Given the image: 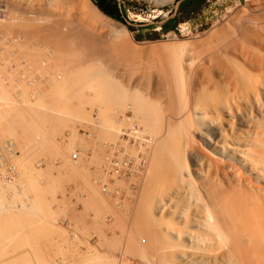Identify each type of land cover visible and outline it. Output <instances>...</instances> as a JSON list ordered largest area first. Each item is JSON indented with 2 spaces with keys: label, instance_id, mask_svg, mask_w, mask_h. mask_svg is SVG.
<instances>
[{
  "label": "bare ground",
  "instance_id": "obj_1",
  "mask_svg": "<svg viewBox=\"0 0 264 264\" xmlns=\"http://www.w3.org/2000/svg\"><path fill=\"white\" fill-rule=\"evenodd\" d=\"M11 4L15 16L0 21V141L12 146L7 154L18 163V181L25 191L15 210L0 191V264H49L53 259L44 252L49 249L42 237L55 230L48 222L54 207L48 201L60 191L55 187L68 164L63 161L55 172L52 163L41 168L35 161L59 159L75 144L91 145L94 173L106 175L115 166L111 160L127 151L135 155V144L129 146L126 139L147 148L144 152L142 147V185L131 192L133 202L121 205L131 215L132 240L126 237L130 245L125 243L131 255L142 257L144 264H264V11L232 27L211 30L203 40L134 44L125 25L93 0L64 12L38 7L34 15L28 12L32 16ZM100 21L107 22L105 27ZM45 75L47 87L39 81ZM24 77L36 84L28 81L29 89L19 83ZM87 107L96 110V120H90ZM81 119L95 121L87 126L91 136L85 138L90 141L73 126ZM118 147L123 150L116 156ZM14 150L17 160L11 155ZM2 159L0 165L5 164ZM69 165L70 175H80L81 164ZM88 185L84 205L98 213L99 221L108 210L107 200L94 184ZM83 217L81 213L77 219L79 228H84ZM92 222L88 227L98 230L103 240L105 225ZM139 236L147 244L138 242ZM89 248L78 255L76 248L71 262H64L115 264L108 252Z\"/></svg>",
  "mask_w": 264,
  "mask_h": 264
},
{
  "label": "rangeland",
  "instance_id": "obj_2",
  "mask_svg": "<svg viewBox=\"0 0 264 264\" xmlns=\"http://www.w3.org/2000/svg\"><path fill=\"white\" fill-rule=\"evenodd\" d=\"M52 1H54V2H52ZM93 1L96 3L97 0H93ZM176 1L177 0H173L171 2H167L165 4L164 3L162 4V3H158L156 1L154 2V0H120V1L119 0H114L113 1V4H114V2H116L117 7H119V6L121 7V9L123 11L122 12V17L124 16L125 19H126V21L125 22H122V21H119V20H117V21H119V22H121L122 24L125 25V27L129 31V33L131 34L132 42L135 41L134 44H139L138 42H140V43L143 42L144 44L145 43L146 44H149V43H151V44L152 43H154V44H156V43L157 44H159V43H171V42H177V40H179V41H182L183 40L184 42H187L188 43V42H191V41L203 40L208 35L209 31H211V30L217 29L219 27H227V26L232 27V26L236 25L237 23H239V21L245 19L249 14H254V13H258L259 11H261V12L264 11V0H247V2H245L243 4H240V5H237V6H234V7H231L229 9H227V11H224L221 14L217 15L215 18H213L212 20H210V22L207 25H204V26L200 27L197 30H189V28L187 26H178L177 29L174 30V31H170V32L163 31L159 26L161 25L162 21L165 20L170 15V13H171V10L170 9H172V7L175 5ZM49 2H50V5H49ZM78 2H77V0H74V1L73 0H68V1L67 0H38V1L37 0H19V1L18 0H6V1L5 0H0V21H3V20L4 21H7L8 19L11 20L10 19V18H12L11 16H15V15H12V13H11V5H12L11 3H13V5H14V3H15V5L19 4V5H17L19 7V9L22 6L21 9H20V11L21 12L24 11V14L23 15H26L27 14L26 16H32V15H34L33 14L34 13L33 10L35 8H38V7H40V8H43V7L44 8L45 7L46 8H51V7H53V9L51 8L52 10H55L56 9L55 11H63L64 12L67 9H69L70 7H73L75 4H77V5L82 4V0H78ZM70 3H71V5H70ZM77 5H75V6H77ZM49 6H51V7H49ZM12 7H14V6H12ZM24 7H27V8H24ZM51 9H50V11H51ZM28 12H31L30 14H32V15H29ZM247 12H249V13H247ZM102 22L103 21H100V23H99L100 26L102 25L101 27H105V25H106L107 22L106 21L103 22V23ZM112 29H114V31H113L114 33H116V34L119 33L118 30L116 31V29H117L116 27H112ZM20 64L21 65H25V66L27 65L28 66V64L25 61H21ZM25 66H24V68H25ZM27 66H26V68H27ZM48 70H50V69H48ZM25 78H27V77L21 78L20 81H19V83H22L23 85H27L29 87V89L31 87L29 84L32 83L31 85H33V86H34V84H36V82H35L36 80L33 81L31 79V81H30L29 80L30 78H28L27 81H26ZM43 78L44 79L47 78V80L46 79H45L46 81L45 80H42ZM22 80H23L24 83L22 82ZM25 81H26V84H25ZM39 81L41 83V84L39 83L40 85H43V86L46 85V87L48 86V84H50L49 77L48 76L46 77V75L44 77H42L41 79H39ZM41 81H43V82H41ZM34 92L35 91H33V90H30V91L28 90L27 91V93L29 95H34ZM86 110H87V113H90V114H88L89 115L88 117H90V120L92 118H93L92 120H96V116H97L96 115V110L94 108L90 110V107H87ZM128 114L129 113H127V116H129ZM87 120L85 121V120H82L81 119L80 121H78L79 125H78L77 120H76V121H74L73 126L76 124L75 125V128L78 130V131L76 130L77 131V134L78 135L80 134L81 136L80 135L79 136L81 138L84 137L83 138L84 140L90 141L91 137L90 138H85V137L91 136V133L88 131V127L87 126L89 124H91V123H94L95 121L94 122H91L92 120L91 121L90 120L87 121ZM70 121H71V119H70ZM70 125H72V123H69L66 126V129H67L66 132L69 131L67 127L70 126ZM84 128H85L86 131H84ZM86 135H88V136H86ZM58 138L55 137L56 142L59 143V145L64 146V143L65 142L58 141L59 140ZM123 138H126V137L123 136ZM125 141H127V142L129 141V143H128L129 146H132L133 144H135L132 147L135 146V148H136L135 152L133 153V155L135 154L134 156H136V161H135V157L134 156H131L132 153H130L129 151L125 152V155L126 156L122 154L123 156L120 157L121 159L118 158V156L116 154H118V151L120 152L119 148H121L123 150V147H118L115 150L116 153L114 152V154L117 157L114 158L113 160H111L113 162V165H115V166L112 167L113 169H111L110 172H108V174H106V175L98 176L100 174H98L97 172L94 173V171H96V170L93 169V168L95 167L94 164L96 162H94V160H92V159H91L92 162H90V158H93V156L91 155L92 154V146L91 145H87V148H86V147H83L81 145H78L76 147L75 145H77V144H75V145H73V147L70 150H65L63 152V153H65V154H63L64 157L63 156H61V157L59 156L60 157L59 159L56 158V157H52L53 160H50L51 157H47V158L46 157H41L39 160H37L38 162L35 161V163H34L35 166L37 167V165L40 164L39 166L41 168H44L45 167L44 164H46L48 162H49L48 165H50L51 163L52 164L54 163V165L51 164L50 166H52V167L54 166L53 167V170H55V172H56V170L58 171L59 167L64 164L63 161H67V163L65 162V164L66 165L68 164V169L66 171H65L66 166H64V168H62V169H64V171L63 170L62 171L65 172L64 173L65 176H64V179H63L64 181L61 179L63 177L62 175H64V174L62 172H60V174H59L60 175L59 176L60 177L59 179H61L62 185H61V181L58 180V182L60 181L59 183H60L61 186L60 185H56V187H55V190H57L56 188H58V190H60V191H55V193L53 192L55 194V196H53L54 195L53 194L51 197H49L53 201H51L50 199L48 201L49 202L48 205L51 203L49 205V207H53L54 206L53 208L56 210V211L55 210H52L53 208H50L49 209V212L51 213V217L53 216L52 219L54 221L51 219V217L48 219V222L49 223L53 222L52 223V226L55 225L54 226L55 227V230H54V227H53V230H54L55 233L53 231H51L50 234H48L49 236L47 235L45 237H42V238H45L44 244L46 242V245L45 246H47L45 248L49 249L48 251L47 250H44V252H46L47 254H49L48 256L51 255L50 258H53L52 261L48 260V262L50 261L49 264L50 263L51 264H62L64 262V260L67 263V261L69 259H70V262H71V258L74 255L73 252H75V249L76 248L78 250H80L79 251L80 253L77 252L78 250H76L77 253L75 252V254L78 255V254H84L86 251L88 252V247H90L89 249H92L93 248V249H95L97 251H101L102 250V252H104V251H106V253L108 252L109 255H108V253H107V255L108 256L111 255L110 257L114 259V260L113 259L112 260L115 261V264H117V263L118 264H122L123 262L125 264H137V263L144 264L143 261L141 260L142 257H140L137 254H134V256H133V255H131V254H133V252H131L132 250L130 252L128 251L129 250V246H128L129 243L127 242L126 239L127 238H129V239L132 238V237L129 236L130 235L129 232H131V225L132 224H131V215L130 214H127V212H125V209L124 208H125V204L126 203L128 204V203L133 202V196L130 195L131 192L132 191L135 192V191L139 190L140 187H141V185H142L141 182L143 180V173L145 172V167H146L145 166L146 163H144L145 162L146 155H145L144 152L147 150V148H145L144 146H142V147L145 148V150L143 152L142 150L144 148L143 149H142V147L140 148L139 147L140 145H138L137 143H135V141L133 142V139H130V140H127L126 139ZM2 143L5 144V142H1L0 141V144H1L0 145V161L4 157L2 160L3 161L5 160V164L6 165L5 164L3 165V163L0 165V183L2 184L1 185L2 188H0V191L6 193L5 195L3 194L4 196H8V197L5 198L6 201L10 202L11 204H14V206H12L10 204L11 207H12V209L14 207H16V208L19 209V206H20L19 205V202L21 201L20 198L22 197L21 199L23 200V196H21V195L25 191L23 189L24 188V185L22 187V183H20L18 181L19 178H20V174H19V171H18L19 168L16 169V167H18V163H16L17 161H15V160L12 159V158H14L13 156L12 157L10 156L11 158L8 157L10 154L9 155L7 154V152H10V150L12 149V146L10 145V147H9V145H7L9 147V150L6 151L7 146L4 147ZM130 144H132V145H130ZM82 147L84 148L83 150H82ZM86 149H88V150H86ZM15 150H17V149H15ZM15 150L12 152L14 154H11V155H14L15 156V153L17 154V152H15ZM74 152L77 154V156L75 158L72 157V154ZM82 154L85 155V156H87V157L82 156ZM88 156H89V158H88ZM127 156H128V158H127ZM44 158H46V159H44ZM65 158H66V160H64ZM137 158L138 159L140 158V161L139 162H138V159ZM7 159H8V161H7ZM15 159H16V156H15ZM42 160H43V162H42ZM83 160H84V163L87 162L85 164L83 163L84 165H82V163H80V162H83ZM60 161H62V163ZM88 163H93V164H88ZM15 164H16V167H15ZM69 164H71V165L73 164L76 167H78V166L80 167L82 165L81 166V170L79 171L80 172V175H76L77 178L75 177V173L73 175L72 174L70 175V173H73V172L70 170V165ZM85 165H86V167L83 168V166H85ZM1 166H3V167L1 168ZM82 169H84V172L85 171H87L88 173L91 172L90 174H88L86 172L87 173V176H89V180H86V182H82L84 179H88V178H86L87 176H84L85 178L83 177V174L84 173H82L83 172ZM17 171H18V173H17ZM9 172H10V174H9ZM11 172H14L15 175L12 176L14 173L11 174ZM76 172H78V171H76ZM86 173H85V175H86ZM92 173H94V174L91 176ZM66 174L68 176H71V177H69L71 180L69 178H68V180H67V178H65V177H68V176H66ZM76 174H78V173H76ZM95 174H98V175H95ZM3 175L4 176H7V177L8 176L9 177L12 176L13 178H16V179H13L12 178L11 180H9V178H8V180H9L8 181L7 179H5V177ZM94 175L96 177H98V179ZM81 176L84 178L83 180H81L82 179ZM79 178H81V179H79ZM14 181L16 182V184H15ZM87 181H90V182L87 183ZM8 182H10V184ZM17 182H19V183H17ZM11 183H13V184H11ZM78 183H80V184H78ZM82 183H85V184L81 185ZM90 183H92V185L94 184L93 186L95 187V190H97L98 192L99 191L101 192V193L100 192L99 193L107 200V204H108V210L105 211V214L103 213L104 215L103 214H102V216L100 215L101 217H100V220L99 221L96 220V217H97V219H99L98 213L97 212L95 213L94 211H92L90 209L87 210L85 208V205H84V201L87 199L85 197L88 196V193L87 192L89 191L87 186H89L88 184H90ZM17 184H19V185H17ZM8 186H10V187H8ZM7 189H8V191H7ZM14 190H16V193H15ZM17 190H19V191H17ZM22 190H24V191L22 192ZM10 194L12 195V198H11V195ZM18 194L20 196L19 198H18ZM80 196H81V200L83 199L82 201L80 200ZM14 197L15 198L17 197V199H14ZM59 200H61V201H59ZM12 202H15V203H12ZM124 202H125V204L121 207L122 203H124ZM115 204L118 206L117 207L118 209L116 208V205ZM62 205H63L64 208L62 207ZM85 209H86L87 212L85 211ZM13 210H15V209H13ZM93 212H94V214H93ZM121 212L123 213V215H122ZM81 213H82V216H84V217L86 216L85 217L86 219L83 217L84 220H85V222H83L84 228H82V227L79 228L77 226L78 221H79L77 219H79ZM83 213L86 214V215H84ZM117 213L120 215L119 217H122V220H121L122 222L119 221V219H120L119 217L115 220V218L117 217V215H116ZM53 214L56 215L55 218H54V215ZM89 216H92V217L95 216V218H92V217H89ZM72 217H75V218H72ZM46 220H44V221H46ZM84 220L82 219V221H84ZM93 220H95L96 222H98V224L103 223L105 225L103 227V233L106 236L105 237L106 240H111V242H110L111 245H114L116 243H117V245L111 246L110 243H108L109 241H105L104 240L105 238L103 240H101L102 237L100 235V232L98 230H95V229L91 228V227H88V226H91V224L87 225V223H89V222L91 223ZM95 221H93V222H95ZM48 222H46V223H48ZM118 224H121V225H118ZM57 229L58 230H61L62 232L61 231L56 232ZM59 233L60 234L61 233H63V234L65 233L64 234L65 235L64 237H66V238L63 237V234L60 235ZM74 234H75V239H74ZM76 236H77V238H76ZM57 237H58V240L56 239ZM118 238H119V240H118ZM113 239H116L117 242H116V240H114L116 243L113 242ZM136 239H138L139 241L138 240L137 241L140 242L142 245L147 244L146 239H145L144 236H139ZM53 240H55V241H53ZM130 240H132V239H130ZM66 241H67V244H66ZM48 242L49 243H51V242L53 243V246L54 247H52V250H51L52 244H49ZM69 242H70V245L73 244L76 248H72L73 245H71V247H70V245L68 244ZM102 242L104 244H106V245H110V247H107L109 249L105 250L106 249L105 248L106 245L105 246L103 245L104 246L103 247L102 246ZM112 242L114 244H112ZM126 242L128 243L127 244L128 248L125 245ZM58 244H59V246H58ZM91 246H92V248H91ZM69 247L71 249H73V251L70 250ZM61 248H62V250H60ZM66 248H69V249H67V252H69V254H66L67 253L66 252ZM64 249H65V252L66 253L63 251ZM85 249H87V250L85 251ZM93 249L91 251H93ZM54 250H56V252H54ZM57 250H59L60 253H61V251L63 253H65L66 256H65V254H62V255H64L63 257H65V258H63L62 255H59V251H57ZM52 251L54 253H51ZM83 251H84V253H82ZM52 254L54 256L57 255V257L58 256L59 257L57 258L55 256L56 257L55 258V257L52 256ZM135 255H136V257L137 256H139V257L135 258ZM69 256H71V258ZM138 258H140V259H138ZM61 260H63L62 263L60 262ZM135 260H137V262H135ZM65 262H64V264H66Z\"/></svg>",
  "mask_w": 264,
  "mask_h": 264
},
{
  "label": "crops",
  "instance_id": "obj_3",
  "mask_svg": "<svg viewBox=\"0 0 264 264\" xmlns=\"http://www.w3.org/2000/svg\"><path fill=\"white\" fill-rule=\"evenodd\" d=\"M245 2L247 0H177L159 27L166 32L174 31L178 26L197 30L227 9Z\"/></svg>",
  "mask_w": 264,
  "mask_h": 264
},
{
  "label": "trees",
  "instance_id": "obj_4",
  "mask_svg": "<svg viewBox=\"0 0 264 264\" xmlns=\"http://www.w3.org/2000/svg\"><path fill=\"white\" fill-rule=\"evenodd\" d=\"M114 0H97L96 4L99 6V8L104 11V13H106L107 15L113 17L116 20L125 22L126 19L123 16L122 17V9L121 7H117L116 2H114ZM120 1V0H119ZM118 3V2H117Z\"/></svg>",
  "mask_w": 264,
  "mask_h": 264
},
{
  "label": "built area",
  "instance_id": "obj_5",
  "mask_svg": "<svg viewBox=\"0 0 264 264\" xmlns=\"http://www.w3.org/2000/svg\"><path fill=\"white\" fill-rule=\"evenodd\" d=\"M76 156H77V154L74 152V153L72 154V157L75 158ZM9 171H10V170H9ZM13 173H14V172H11V174H13ZM9 174H10V172H9ZM14 175H15V174H13L12 176H14ZM3 176H4V175H3ZM12 176H10V177H9V176H8V177H7V176H4V177H5V179H7V180H8V178H9V180H11V179L13 178Z\"/></svg>",
  "mask_w": 264,
  "mask_h": 264
}]
</instances>
